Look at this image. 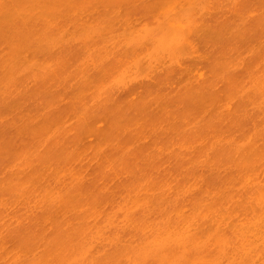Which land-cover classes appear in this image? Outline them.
I'll return each instance as SVG.
<instances>
[{"label":"rangeland","instance_id":"374dc122","mask_svg":"<svg viewBox=\"0 0 264 264\" xmlns=\"http://www.w3.org/2000/svg\"><path fill=\"white\" fill-rule=\"evenodd\" d=\"M262 192L264 0H0V264H131L179 213L238 263Z\"/></svg>","mask_w":264,"mask_h":264},{"label":"bare ground","instance_id":"6f19581e","mask_svg":"<svg viewBox=\"0 0 264 264\" xmlns=\"http://www.w3.org/2000/svg\"><path fill=\"white\" fill-rule=\"evenodd\" d=\"M170 20V19H169ZM177 20H175V22H176ZM172 23H174V20L173 21H170L169 22V25H171L172 27H171V32L172 33H174L177 29H175V28H180L181 27V22H176V23H174V24H179L180 25V27H178V25L176 26V27H173V25L174 24H172ZM167 25H168V23H167ZM182 28H183V25H182ZM166 29V28H165ZM175 31H174V30ZM182 30V29H181ZM183 30H184V28H183ZM174 31V32H173ZM180 31V30H179ZM181 33V32H180ZM164 34V33H163ZM180 35V34H179ZM165 36V35H164ZM163 36V37H164ZM177 41H181L182 40V38L181 37H179V36H175L174 37ZM167 39V38H166ZM159 40H160V37H159ZM160 42H167L166 40H160ZM169 42V41H168ZM182 42H184V41H182ZM161 44H163V43H161ZM164 45V44H163ZM162 45V46H163ZM169 45V44H168ZM163 48V47H162ZM247 186V185H246ZM261 195V197L259 196V198L258 199H262V197H263V201L262 200H260L259 201V204H258V207H259V209H260V207H262V206H260V204H263L264 205V192H262V194H260ZM164 201V200H163ZM167 201V200H166ZM165 201V202H166ZM164 202V203H165ZM168 203L170 204L171 202L168 200ZM164 205V204H163ZM172 205L173 206H171V205H169V206H171V207H174L175 206V204L174 203H172ZM165 206H168V204H165ZM178 206V205H177ZM177 206H176V208H177ZM162 207H164V206H162ZM161 207V208H162ZM257 207V208H258ZM166 208H169V207H165L164 209L165 210H162V212L163 211H165L166 212ZM175 208V209H176ZM262 210H261V214H262V212H263V214H264V209L263 208H261ZM160 211H161V209H160ZM168 211V210H167ZM169 211H171V210H169ZM172 211H174V210H172ZM180 211V210H179ZM179 211H178V213H179ZM175 212V211H174ZM161 213V212H160ZM173 212H171V213H169V214H172ZM177 213V214H178ZM164 214H166V213H164ZM179 214H181V213H179ZM176 215L177 216V220H178V222H180L179 221V219L180 218H182L181 217V215ZM262 214V215H263ZM174 215V214H173ZM262 215H260V216H262ZM158 217H156V218H159V215H157ZM164 216V215H163ZM176 216L174 215V217H172V218H175L176 219ZM167 218H168V215L166 216ZM131 218V217H130ZM132 218H136V217H132ZM147 218H149V217H147ZM152 218V217H151ZM161 218V217H160ZM160 218L158 219V220H160ZM164 218V217H163ZM166 218V219H167ZM171 218V215H169V220L170 219H172ZM258 218H264V215L262 216V217H258ZM165 219V218H164ZM163 219V220H164ZM167 219V220H168ZM183 219V218H182ZM158 220H155V222L153 221V222H145V224H146V226L148 225L149 226V228L148 227H146V229H148V232H146L145 231V229H142V232H144V234L140 231V234H138V236L140 237L141 236V238L142 239H140L139 237V239L140 240H138V242L139 241H141V240H143V241H141V242H139L140 244V246L138 245V246H136V248H134L135 249V252L133 253V255L136 253L137 254V252H139V254L135 257V258H137V262L134 260V262L131 260L130 262H132L133 264H144V263H146L147 262V260H148V262H149V264H184L185 262H186V264H190V262H192V261H195V260H198V259H196L197 257H194L195 255L196 256H198L197 254L199 253V251L198 250H200L201 251V249H196L195 248V245L197 244L198 246H199V248H200V246H201V244H199L198 243V240H197V243H196V241L194 242V238H195V240L197 239V234L195 235V234H189L188 233V229L185 231L184 229H182V228H180V230H181V232H180V230L178 229L179 227H181V225L183 224L182 223V221L184 222V220H181V222L180 223H176V225L173 223V225L175 226H173L174 228H176V227H178L177 228V230L180 232V235H177L179 232L176 230V229H174V228H172L171 227V223L173 222V220L171 221V222H169V220H168V222H169V224L170 225H168V222H165V220L164 221H158ZM162 220V219H161ZM259 221V220H258ZM158 222V223H157ZM155 223V224H154ZM144 224V225H145ZM178 224V225H177ZM260 223H257V225H259ZM152 225V226H151ZM184 225V224H183ZM151 226V227H150ZM150 229V230H149ZM172 229H174V230H172ZM217 229H218V227H217ZM189 230H191V229H189ZM174 231H177V234H176V232H174ZM183 231V232H182ZM185 231V232H184ZM190 232V231H189ZM193 232V231H192ZM216 232H218V231H216ZM185 234V236L183 235V234ZM191 233V232H190ZM183 236H182V235ZM186 234H187V236H186ZM220 234L221 233H219V235H218V233L216 234V236H218L217 237V241L215 240V245L214 246H218V247H214L213 246V248H216V249H214V251H216V252H214L213 250H211V249H209L208 248V251H207V249L206 250H202V251H206V254H204V256L205 255H207V256H209V262L208 263H210V261L212 260V262H214L215 260H217L220 256V258H223V256L225 257V258H230V257H232L231 255H233V259H235L234 257H235V253L237 252V251H234L235 249L234 248H232V250H231V252L233 251L234 252V254H233V252L231 253V255L229 256V254H226V251H229V249H225V244H226V239H219L218 240V238H219V236H220ZM193 235H195L196 237H194ZM193 236V237H192ZM222 236V235H221ZM238 237L237 238H239V241H240V239H241V245L239 246L241 249L240 250H238V251H242L241 253H236L237 254V258H238V256H239V260L238 259H236V261L238 262V263H236L235 261H233L232 262V264L234 263V264H241V262H242V264H246V262H247V264H249L248 262H250V259L252 258H245L246 260H244V258L243 257H245L244 256V254H246V252H249V254L247 253L246 255H250V253H251V255H253V253H257L258 251H262L263 252V256H262V258L264 257V250H263V246H262V248L260 249L259 247H253V246H251V245H249L248 246V242H247V238H246V236L245 237H243L242 235H237ZM242 236V237H241ZM222 237H224V236H222ZM137 238V239H138ZM225 238V237H224ZM236 238V240H237V243H240V242H238V239ZM246 238V239H245ZM136 239V240H137ZM243 239H244V241H243ZM223 241H225V242H223ZM137 242V241H136ZM223 242V243H222ZM63 243V242H62ZM68 243V242H67ZM194 243H196V244H194ZM248 243V244H247ZM247 244V246H244V245H246ZM68 245V244H67ZM72 245V244H71ZM71 245H69V247L71 246ZM80 244L78 243V246L75 244V246L74 245H72V247L73 248H75L76 246V248L78 249L80 246H79ZM135 245H137V244H135ZM223 246V247H220L219 248V246ZM63 247V245L61 246V248ZM65 247H67L66 245H65ZM138 248L140 249V250H138ZM212 248V249H213ZM225 250H224V249ZM238 248V247H237ZM252 248V249H251ZM256 248L258 249V251L256 250ZM57 249H58V247H57ZM60 249V248H59ZM59 249H58V252H59ZM64 248H62V250H63ZM71 248H69V250H70ZM218 249V250H217ZM220 249V250H219ZM255 249V250H254ZM61 250V249H60ZM74 251L73 252H75V251H77V250H75V249H73ZM130 250H132V249H130ZM193 250H195V251H193ZM254 250V251H253ZM55 251H56V249H55ZM66 251V250H65ZM137 251V252H136ZM211 251V252H210ZM221 251H223V253H221ZM253 253H252V252ZM58 252L56 251V253L58 254ZM71 252V254L70 255H72V251H70ZM194 252V253H193ZM213 252V254L214 255H212L211 253ZM243 252H244V254H243ZM262 252H258L257 254H258V257L260 256V254L262 253ZM52 253H53V251H52ZM55 253V252H54ZM54 253L53 254H51V256L53 257V260H49V261H47L48 263H46V264H77V263H79L81 260L80 259H83L82 257H83V255H84V253L82 254V253H80V251H79V253H78V251H77V256H74L73 258H71L70 259V261H67L66 263H64L62 260H64V259H66L65 258V255H64V253L62 254V253H60V254H58L57 256L55 255V256H53L54 255ZM130 253H132L131 251H130ZM194 255H193V254ZM197 253V254H196ZM217 253H219V254H217ZM68 254V253H67ZM200 254H201V252H200ZM220 254H223V255H220ZM242 255L241 257H240V255ZM69 255V254H68ZM67 255V257H69ZM79 255V256H78ZM133 255H131L130 254V257H134ZM193 255V256H192ZM210 255H212V259H211V256ZM229 256V257H227V256ZM250 255V256H251ZM50 256V257H51ZM73 256V255H72ZM72 256H70V257H72ZM81 256V257H80ZM253 256H255V255H253ZM260 256V257H261ZM51 257V258H52ZM69 257V258H70ZM194 257V258H193ZM199 257V256H198ZM214 257V258H213ZM217 257V258H216ZM132 258H129V259H132ZM201 258V257H200ZM199 258V259H200ZM203 258V257H202ZM201 258V259H202ZM249 259V260H248ZM264 259V258H263ZM55 260V261H54ZM68 260V259H67ZM77 260H79V261H77ZM242 260H244V261H242ZM144 261H146V262H144ZM187 261L189 262V263H187ZM246 261V262H245ZM63 262V263H62ZM71 262V263H70ZM182 262H184V263H182ZM218 262V260L217 261H215L214 263L215 264H221V261H220V263H217ZM263 262V261H262ZM81 263V262H80ZM131 263V264H132ZM37 264H41V262H39V263H37ZM81 264H84V263H81Z\"/></svg>","mask_w":264,"mask_h":264}]
</instances>
